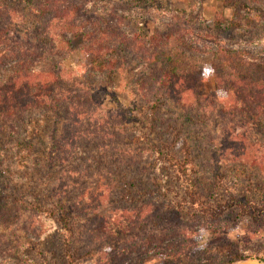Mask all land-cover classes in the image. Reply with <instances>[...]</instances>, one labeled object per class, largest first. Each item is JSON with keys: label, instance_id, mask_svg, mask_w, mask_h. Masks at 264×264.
<instances>
[{"label": "rangeland", "instance_id": "rangeland-1", "mask_svg": "<svg viewBox=\"0 0 264 264\" xmlns=\"http://www.w3.org/2000/svg\"><path fill=\"white\" fill-rule=\"evenodd\" d=\"M2 1L21 15L11 29L24 40H38L47 19L30 14L21 0ZM67 2L76 8V21L85 29H90L91 22L103 18L105 10L111 8L127 17L122 29L130 34H139L148 39L155 32H166V25L175 20L174 25L185 28L184 38L188 44L204 52L216 48L211 42L213 39L226 49L246 50L264 56L263 0H250L244 9L239 6L242 15L236 20L238 25L226 29L220 26V20L230 23L235 18L234 8L227 0H139L137 4H132L131 0ZM173 13H176V19L170 18ZM239 25L247 29L238 33L235 28ZM69 37L74 53L67 57L64 66L76 72L83 61L79 51L83 38L81 35ZM142 71L130 64L102 81L89 80L92 91L102 103L98 114L114 113L128 120L132 118V121L124 124L127 133L124 138L128 142L124 148L127 152L150 150V144H154L166 148L164 151L168 158L191 157L195 163V173L190 175L199 178L201 185L210 184L213 190L210 199L207 191L198 189L196 195L186 177L178 173L168 159H164L156 169L152 168L155 179L146 181L144 174L141 175L145 181L143 186L156 185L150 196L134 197L119 182L112 183L115 187L113 194L98 211L106 217V232L112 237L89 243L80 235L84 218L73 209L76 200H71L70 195H59L53 182H56L58 172L51 167L47 157L51 132L56 128V120L63 119V110H59V118L46 113L35 117V127L27 134V140L32 142L28 166L14 168L11 156L0 158V204L6 220L5 223L0 222V239L3 240L0 243V264H68L69 256L75 264H165L174 258L180 264H187L189 258L197 260L199 256L226 262L236 253L257 254L264 250V192L261 189L264 178L251 167L224 161V120L198 105L192 111L182 113L167 103L166 108L154 116L172 117V112L177 114L174 122L167 126L169 141H165L163 127H160L158 120L154 121L134 89ZM200 90L212 99L214 94L215 101L221 104L224 94L215 90L212 74L206 77ZM201 104L205 105V102ZM0 128L3 130L0 132V147L6 144L5 148L10 149V142L15 138L12 140L9 137L8 125ZM103 155L89 148L80 158L83 163L88 158L93 160L92 172L102 170L104 162H107V169L116 170L115 166L109 165V154H105L106 159ZM96 177L94 175V179H89L83 176L82 183L95 185L93 181ZM103 183L108 185L106 181ZM77 203L79 210L85 204L92 207L91 211L94 209L89 200ZM58 206L64 210L70 233L62 230L55 218H48L44 220L49 228L38 237L31 235L26 229L30 213L25 209L37 207L38 210L55 211ZM142 208L148 215L149 211L154 214L158 210V217L133 226L129 214L134 215ZM174 231L179 235L173 237L171 234ZM150 235L157 236L152 244L146 241ZM247 262L263 264L256 260L235 264Z\"/></svg>", "mask_w": 264, "mask_h": 264}, {"label": "trees", "instance_id": "trees-1", "mask_svg": "<svg viewBox=\"0 0 264 264\" xmlns=\"http://www.w3.org/2000/svg\"><path fill=\"white\" fill-rule=\"evenodd\" d=\"M138 1L131 0L132 4ZM21 2L30 14L45 18L47 22L38 40H24L11 29V25L21 19L20 12L9 9L0 0V126L8 125L9 137L12 140L15 138L10 142V149L5 148L6 144L1 145L0 158L11 156L14 168L28 166L32 142L27 140V134L35 127V117L50 113L59 118L58 113L62 109L63 119L56 120L47 157L51 167H55L58 172L57 180L53 182L59 195H70L71 200H76L73 209L84 218L80 235L89 243L112 237L106 232V217L98 212L113 194L115 187L112 183L119 182L134 197L150 196L156 185L151 183L143 186L145 181L141 175L144 174L146 181L155 179L154 169L164 159H168L170 165L186 177L195 192L198 189L207 191L208 199L213 193L210 184L201 185L199 178L190 175L195 173V163L191 157L168 158L167 149L154 144H150V150L127 152L124 148L125 143L128 144L124 138L127 134L124 124L132 121V118L128 120L114 113L98 114L102 103L92 91L89 80L102 81L130 64L137 70H143L135 81L134 89L153 117L157 113L159 115L167 103L182 113L192 111L197 105L210 110L224 120V152L221 150L226 159L224 161L251 167L264 178V56L261 53L229 50L219 46L213 39L211 42L216 48L204 52L188 44L184 38L185 28L174 25L175 20L166 25V32H155L147 39L124 31L122 27L127 17L115 9H106L103 18L91 22L90 29H85L77 23V10L69 6L67 0ZM227 2L233 6L235 18L230 23L220 20L219 24L224 29L238 25L236 20L242 15L240 8L244 9L250 0ZM261 4L264 7V0ZM175 15L173 13L170 18L176 19ZM246 29V26L239 25L235 31L243 33ZM72 35H81L83 38L79 47L83 61L77 73L64 66L67 57L74 53L69 37ZM208 64L214 70L215 90L224 94L221 104L215 101L214 94L212 99L200 90L206 79L204 68ZM201 102H205V105ZM170 115L172 117H154V121L158 120L160 127H163L165 141H169L167 126L177 116L174 112ZM89 148L104 154L105 159L108 153L109 165L115 166L116 170L107 169V162H104L102 170L92 172L93 160L88 158L83 163L80 158L84 150ZM94 175H97L93 181L95 185L82 183L83 176L94 179ZM105 181L108 185L102 184ZM261 189L264 192V184ZM195 194L198 195V192ZM83 200H89L94 209L91 211L92 207L85 204L79 210L76 203ZM148 206L151 207L150 204ZM144 209L134 215L129 214L133 226L158 217V210L154 214L149 211L148 215ZM25 210L30 213L26 229L31 235H42L49 228L48 222L44 220L48 218H55L61 229L70 233L61 206L55 211L38 210L37 207ZM4 212L0 204L2 223L6 221ZM171 235L175 237L179 234L174 231ZM155 240L157 236L154 235L146 238L150 244ZM2 241L0 239V243ZM190 259L187 264H235L249 260L264 264V250L257 254L236 253L226 262L205 256H199L197 260ZM68 264H75L70 256ZM165 264L180 263L174 258Z\"/></svg>", "mask_w": 264, "mask_h": 264}, {"label": "clouds", "instance_id": "clouds-1", "mask_svg": "<svg viewBox=\"0 0 264 264\" xmlns=\"http://www.w3.org/2000/svg\"><path fill=\"white\" fill-rule=\"evenodd\" d=\"M213 71H214V70H213L210 66H205V68H204V75H205V77H207V76H209L210 74H212Z\"/></svg>", "mask_w": 264, "mask_h": 264}, {"label": "bare ground", "instance_id": "bare-ground-1", "mask_svg": "<svg viewBox=\"0 0 264 264\" xmlns=\"http://www.w3.org/2000/svg\"><path fill=\"white\" fill-rule=\"evenodd\" d=\"M243 264H244V263H243ZM245 264H255V263L247 262V263H245Z\"/></svg>", "mask_w": 264, "mask_h": 264}]
</instances>
